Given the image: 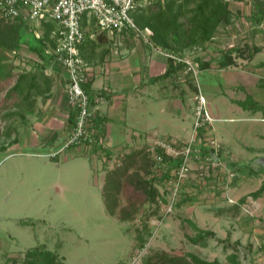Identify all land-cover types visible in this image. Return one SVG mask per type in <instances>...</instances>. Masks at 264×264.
Segmentation results:
<instances>
[{"label": "rangeland", "instance_id": "obj_1", "mask_svg": "<svg viewBox=\"0 0 264 264\" xmlns=\"http://www.w3.org/2000/svg\"><path fill=\"white\" fill-rule=\"evenodd\" d=\"M151 1H141L144 9L155 3ZM86 31L93 38L101 37L95 48L97 57L108 51L118 55V49L130 48L136 41L128 35L104 34L95 24L87 25ZM211 44H214V60L222 66L225 60L222 41L216 38L204 50ZM91 47L89 42L87 50ZM191 52H187L188 57L194 59L196 54ZM33 57L36 56L24 45L17 54L6 52L5 63L13 71V77L4 82L0 91V264H24L29 260L28 251L36 247L56 254V264H160L168 259L167 256L181 257L187 253L210 261L218 259L222 264H232L229 256L237 253L243 264H264V212L262 215L256 209L255 199L250 195L262 185L261 178H264V168H260V163L255 160L257 149L264 146V139L258 135L264 133V120H261L264 110H246L234 104L235 99L225 97V101L221 93L209 96L207 87L213 89L214 86L207 83L209 80L203 75L206 71H199L197 78L213 117V123L207 129L211 132L204 130V137L209 142L215 139L222 146V154L233 160L234 168L239 171L232 179L230 175L234 172L226 158L208 172L205 168L200 169V164H193L171 211L173 199L168 178L155 180L160 193L156 202L149 201L142 189L124 178L119 205L115 214H110L101 187L107 171L116 167L115 157L109 162L105 160L102 176L94 172L86 154H80L76 159L65 158V153L70 151L66 148L57 159L45 155L60 147H51L58 136L45 141L46 147L25 146L21 142L28 134L26 128H23L25 132L21 129L28 125L25 108L14 104L18 101L16 96L3 100L19 73L37 71L38 59ZM181 76L182 83L198 85L196 78L190 79L191 73L181 71ZM182 87L185 84L180 85V90ZM152 89L150 117L160 125L159 132L185 135L186 125H169L173 117L172 111L168 110L170 101L162 103L161 99L156 103L161 92L153 86ZM246 91L252 94L253 101L245 100L247 93L244 95L242 90L231 94L249 104H264L261 103L263 90L256 84L248 86ZM189 96L190 102L192 95ZM187 126L191 127V117ZM146 149V143L136 148L141 152L125 165L131 166V173L150 178L152 160ZM256 169H260L261 174L255 172ZM201 170L206 175L204 180L200 179ZM204 188L213 190L214 197L209 198ZM216 191H220L221 196ZM198 228L211 230L214 234L206 236L201 243H194L189 236L198 235ZM160 254L166 256L162 258Z\"/></svg>", "mask_w": 264, "mask_h": 264}, {"label": "crops", "instance_id": "obj_2", "mask_svg": "<svg viewBox=\"0 0 264 264\" xmlns=\"http://www.w3.org/2000/svg\"><path fill=\"white\" fill-rule=\"evenodd\" d=\"M228 1L229 8L233 14L232 22L224 26L217 33L214 40L217 38L222 41L221 45L223 49L231 51L235 63L225 67L220 66L217 63V59L214 60L215 52L212 48L215 44L214 42L207 50H196L191 53L196 54L194 55V61L198 63L199 71H206L203 73V75H206L204 77L209 80L207 82L204 78L206 82L211 87L214 86L213 89L207 87L209 96L221 93L224 99L225 97H230V99H235L233 100L234 104H238L237 101L244 99L236 98L231 93L235 90H242L243 94L247 93L246 89L248 86L256 84L257 87L263 90L261 96L263 102L261 103H264V88L262 87V80H264V23L263 19L258 20L260 16H264V0ZM18 21L23 23L26 40L32 39V32L37 36H40L43 32L44 27L40 21L31 20L26 15H22L18 18ZM135 40L130 48H126L125 50L118 49L122 54H119L117 50L118 55H115L112 53L114 51H112L104 53L103 58L94 56L91 59H86L92 70L91 90L94 94H96V91H106L108 93L105 100L98 101L93 107L103 118V126L95 129L99 133L103 132L102 137L105 142V146L103 147L114 153L123 150L135 151L136 148L145 146V143L148 147L152 138L162 135L176 136L182 139H189L193 135L194 107L197 91L193 90L191 85L182 83L181 71L167 78L154 81L153 77L163 74L168 68V58L160 51H156L153 48L150 49L142 41ZM23 45L27 47L29 53L36 56L33 58L39 60L37 54L30 51L27 44ZM195 56L196 58L199 57L201 61L209 62L210 65L207 68H200V64L195 59ZM48 73L54 77L52 90L49 95L39 100L37 110L28 115V125H24L21 128L22 132H25L23 128H26L28 131V134L21 139V142L25 146L30 144L31 146L44 145L46 147L48 145L45 141L55 139L58 136L57 142L51 147H59L65 142L72 130V124L70 123L72 107L69 104L65 91V71L61 67L57 70L50 68L48 69ZM195 81L201 88L199 79L196 78ZM157 83H159L158 86H156ZM181 83L185 84V87H182L180 90ZM152 86L154 90L161 92L160 98L155 99L156 103L160 102L161 99L162 103L170 101L168 110L172 111L173 117L170 119L169 125L171 127H176V125L183 127L186 125L184 126L185 135L177 136L173 132L166 134L163 130L161 133L159 132L158 126L160 125L155 124L156 122L150 117V106L152 104L150 93L153 90ZM215 86L218 87L216 88ZM172 88L176 92L172 91ZM188 91L191 93H187ZM190 94L192 95V100L189 102ZM231 95L233 98H231ZM251 95L247 93L246 98ZM206 99H208L207 96ZM238 105L244 108L240 104ZM244 109L251 110L248 108ZM260 111L253 110L252 112ZM190 117L191 127L189 128L187 123H189ZM261 120H264V112ZM207 132L210 133L211 130ZM258 135L264 139L263 132ZM16 140L18 142V139ZM68 149L70 151L69 153H65V158L71 157L76 159L80 154H86L91 159L94 172L103 176L104 171L102 167L107 158L101 148L96 149V147L81 145L71 146ZM257 151L258 155L255 157V160L257 159L256 162L260 163V168H264V146L258 148ZM222 158H227L225 153L221 156ZM253 159H250V161L252 162ZM107 161L109 162L110 160ZM259 170L256 169L254 171L261 174ZM261 179L262 181L264 180V178ZM204 189L208 191L209 198L214 197L213 190ZM216 194L221 196L220 191H216ZM254 199L256 209L263 215L264 193L256 198L254 197ZM258 259L261 260L260 258Z\"/></svg>", "mask_w": 264, "mask_h": 264}, {"label": "trees", "instance_id": "obj_3", "mask_svg": "<svg viewBox=\"0 0 264 264\" xmlns=\"http://www.w3.org/2000/svg\"><path fill=\"white\" fill-rule=\"evenodd\" d=\"M142 0H139L138 6L132 11V16L137 25L142 28H150L153 33L151 35V41L156 47L172 51L178 54H184L189 51L204 50L208 44H210L217 33L226 25L232 22L233 14L229 8L228 0H152L155 2L153 5L144 9L141 4ZM151 1V2H152ZM264 16L259 17V21ZM258 22V21H257ZM43 32L40 36H37L32 32V39L26 40L23 30V23L16 20H6L0 16V91L3 88L4 82L10 80L13 77V71L7 68L5 63L6 52H12L17 54L23 44H27L30 51L37 54L39 60L37 62L38 69L34 72H22L17 75L16 81L8 89L3 101L17 97L18 101H15L16 106H22L25 108L26 120L29 114L34 113L37 110L38 99L46 97L52 90L54 77L48 73V69L57 70L59 67L63 68L55 59L54 55L51 54L57 46V32L59 25L53 20L42 21ZM89 24H95L94 18L85 13L82 17V25L85 29L86 39L79 46L80 54L86 59H91L96 56L95 48L100 42L101 37L93 38L91 33L86 31V27ZM107 33V31H102ZM92 44V47L87 50L88 43ZM88 52V54H86ZM109 52V51H108ZM225 60L222 61V66H229L235 63L234 57L231 55V51L224 50ZM106 54V53H105ZM104 57V54L101 55ZM196 60L200 64V68H207L210 65L209 62L201 61L199 57ZM264 64V63H263ZM186 64L183 62H176L172 58H168V68L166 71L153 77V80H160L167 78L178 71H185ZM64 69V68H63ZM190 75V74H189ZM191 77L190 79H192ZM92 78L85 84V88L90 94V109L91 117L89 119V126L94 128L103 126V118L99 112L93 107L98 103L100 97L105 99L108 96L106 91H96V94L91 90ZM193 90L197 91V86L191 83ZM262 87L264 88V80H262ZM251 99L248 96L245 100ZM2 101V102H3ZM247 101H237L238 104L244 108L252 109L254 111L264 110V104L257 102L246 103ZM75 112L72 109L70 116V123H75ZM26 122V121H25ZM103 132L98 133V137L102 136ZM1 136V133H0ZM96 149L101 148L105 152L107 160L115 157L114 169L108 170L106 175L105 183L102 187V196L105 202L107 211L110 214H115L116 209L119 205V195L122 191L123 179L127 178L132 182L135 187L142 189L148 196L149 201L156 202L160 193L156 185L155 180L158 177L171 179V170L177 167L178 162L167 156L162 149H158V153L164 157V162L167 168L162 172V163L154 158L153 154L146 149L147 155L152 160V176L145 178L140 173H131L130 165H125L129 159L137 156V153L141 151H121L114 153L108 150L106 147L94 145ZM223 155L220 153L218 156ZM110 159V160H111ZM228 166L232 168V171L237 173L236 166L233 160L226 158ZM227 165V164H226ZM238 167L240 165H237ZM264 193V180L262 185L255 191L251 192V196L258 197ZM245 198V197H244ZM247 198V197H246ZM157 212V211H155ZM199 233L195 237L189 239L194 243H201L202 240L208 236L213 235L214 232L211 230H204L198 228ZM141 247L144 245L141 244ZM29 260L24 264H56L57 255L49 250H42L41 248H33L28 251ZM166 256L160 254L163 258ZM166 260H162L160 264H222L218 259L213 261L203 259L194 253H187L181 257H168ZM189 258L190 260H188ZM232 264H243L237 253H232L229 256Z\"/></svg>", "mask_w": 264, "mask_h": 264}, {"label": "built area", "instance_id": "obj_4", "mask_svg": "<svg viewBox=\"0 0 264 264\" xmlns=\"http://www.w3.org/2000/svg\"><path fill=\"white\" fill-rule=\"evenodd\" d=\"M139 0H0V16L6 20H16L26 15L31 20L48 21L58 23L57 46L49 51L54 59L62 65L66 75L65 91L70 106L75 112V123L65 142L56 150H51L45 155L54 159L71 146L86 145L93 147L105 146L104 138L98 137V130L89 126L91 117L90 94L84 87L92 78L89 63L80 54L79 46L85 41L86 33L82 25V17L85 13L95 19L96 26L111 33L128 35L147 44L150 48L157 49L167 58L186 64L185 72L191 73L197 78L199 73L198 63L188 57L187 53L178 54L162 50L151 41L153 31L150 28L142 29L135 22L132 11L138 6ZM264 23V18H263ZM195 96V111L193 123V135L189 139L174 136H158L149 142V151L158 163H162V172L167 168L164 157L157 151L162 149L165 154L178 162L177 167L171 170L170 190L172 202L169 210L177 199L183 185L187 182L193 164H200V169L215 168L222 164L220 153L222 146L215 139L208 141L204 137V130L213 123V117L207 108V99L201 88ZM105 100L104 97L98 98ZM202 134V135H201ZM208 175V174H207ZM210 175V174H209ZM231 178L235 172L231 173ZM206 175L201 170L200 179Z\"/></svg>", "mask_w": 264, "mask_h": 264}]
</instances>
